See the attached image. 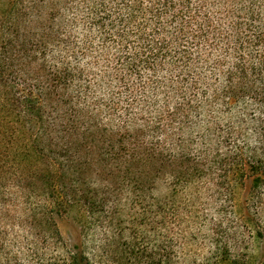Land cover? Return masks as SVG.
Here are the masks:
<instances>
[{
  "label": "trees",
  "instance_id": "16d2710c",
  "mask_svg": "<svg viewBox=\"0 0 264 264\" xmlns=\"http://www.w3.org/2000/svg\"><path fill=\"white\" fill-rule=\"evenodd\" d=\"M247 179L264 232V0H0V213L21 262L69 212L109 230L162 185L225 204Z\"/></svg>",
  "mask_w": 264,
  "mask_h": 264
},
{
  "label": "rangeland",
  "instance_id": "374dc122",
  "mask_svg": "<svg viewBox=\"0 0 264 264\" xmlns=\"http://www.w3.org/2000/svg\"><path fill=\"white\" fill-rule=\"evenodd\" d=\"M250 187L245 180L223 204L190 191L171 196L162 185L151 198L121 203L109 230L99 220L81 222L72 211L56 220L60 243L41 246L35 256L42 264H264V232H257ZM21 230L0 213V264H29L21 262Z\"/></svg>",
  "mask_w": 264,
  "mask_h": 264
}]
</instances>
